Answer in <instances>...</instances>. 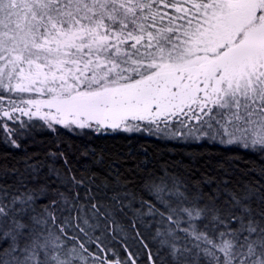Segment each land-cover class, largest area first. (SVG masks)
<instances>
[{"label":"snow or ice","instance_id":"snow-or-ice-1","mask_svg":"<svg viewBox=\"0 0 264 264\" xmlns=\"http://www.w3.org/2000/svg\"><path fill=\"white\" fill-rule=\"evenodd\" d=\"M36 130L0 163V264H264V0H0V141ZM65 133L224 155L125 167Z\"/></svg>","mask_w":264,"mask_h":264},{"label":"trees","instance_id":"trees-1","mask_svg":"<svg viewBox=\"0 0 264 264\" xmlns=\"http://www.w3.org/2000/svg\"><path fill=\"white\" fill-rule=\"evenodd\" d=\"M67 139H71L75 144L81 145L83 143H90L97 150H103L106 157L116 158L120 157L121 163L127 165L134 164L137 159H159L161 163L165 160L171 163L179 164L184 161L185 166L188 165L190 157H198L202 163L200 170L206 165L224 155L222 147L212 144H197V145H183L177 142H165L157 140L153 137L134 136L129 139L126 135L102 137L93 139L92 141L82 140L78 137H71L70 134H64ZM55 134L47 130H36L32 133L31 138L22 137V148L20 150L11 149L8 145L0 141V163L12 165L24 158L25 152L29 154H37L43 158V152L46 147L52 145L56 140ZM131 155V159L124 158ZM248 159L255 160L253 154H248Z\"/></svg>","mask_w":264,"mask_h":264},{"label":"rangeland","instance_id":"rangeland-1","mask_svg":"<svg viewBox=\"0 0 264 264\" xmlns=\"http://www.w3.org/2000/svg\"><path fill=\"white\" fill-rule=\"evenodd\" d=\"M137 136H146V137H151V136H147V135H137ZM155 138V137H153ZM179 144H183V145H197V144H184V143H179ZM204 144V143H202ZM206 144H210V143H206Z\"/></svg>","mask_w":264,"mask_h":264}]
</instances>
